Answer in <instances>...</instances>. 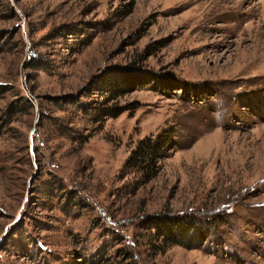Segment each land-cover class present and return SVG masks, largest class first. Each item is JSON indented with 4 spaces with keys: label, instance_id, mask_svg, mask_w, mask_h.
I'll return each instance as SVG.
<instances>
[{
    "label": "rangeland",
    "instance_id": "1",
    "mask_svg": "<svg viewBox=\"0 0 264 264\" xmlns=\"http://www.w3.org/2000/svg\"><path fill=\"white\" fill-rule=\"evenodd\" d=\"M130 260L264 264V0H0V264Z\"/></svg>",
    "mask_w": 264,
    "mask_h": 264
},
{
    "label": "trees",
    "instance_id": "2",
    "mask_svg": "<svg viewBox=\"0 0 264 264\" xmlns=\"http://www.w3.org/2000/svg\"><path fill=\"white\" fill-rule=\"evenodd\" d=\"M106 115L114 116L115 113L110 112ZM173 136V130L168 128L156 137H146L139 140L131 150L124 166L135 167L145 175L154 174L158 170L160 159L167 155L168 149L173 147ZM198 223L196 216L192 214L164 215L160 218L151 219L147 227L154 229L155 235L167 239L170 243L182 244L185 240L191 242L196 241V239L201 240L210 234L207 226ZM126 264L138 263L130 260Z\"/></svg>",
    "mask_w": 264,
    "mask_h": 264
}]
</instances>
